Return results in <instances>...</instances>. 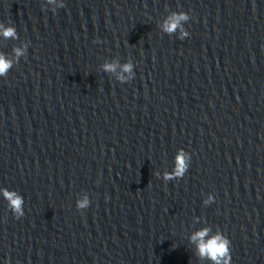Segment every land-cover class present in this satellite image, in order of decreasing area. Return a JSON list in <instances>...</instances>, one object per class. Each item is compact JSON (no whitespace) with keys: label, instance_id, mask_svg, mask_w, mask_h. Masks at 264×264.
I'll list each match as a JSON object with an SVG mask.
<instances>
[{"label":"water","instance_id":"obj_1","mask_svg":"<svg viewBox=\"0 0 264 264\" xmlns=\"http://www.w3.org/2000/svg\"><path fill=\"white\" fill-rule=\"evenodd\" d=\"M63 3L53 14L47 0H0V23L19 37H0V52L29 45L0 77V118L169 93L264 90V0ZM172 11L190 15L183 40L159 27ZM113 59H131V81L103 71Z\"/></svg>","mask_w":264,"mask_h":264},{"label":"clouds","instance_id":"obj_2","mask_svg":"<svg viewBox=\"0 0 264 264\" xmlns=\"http://www.w3.org/2000/svg\"><path fill=\"white\" fill-rule=\"evenodd\" d=\"M47 5L52 6L51 11L56 13L57 8L65 7L63 0H47ZM44 5H42V9ZM190 20V15L186 12L172 11L166 18L160 23L159 27L163 33L172 35L179 33L178 39L183 40L189 36V32L185 29L184 24ZM0 37L8 40L19 39L17 30L9 23L6 26L4 23H0ZM28 43L23 42L20 46H15L12 49L11 56L0 52V77H6L8 72L17 64L21 57H26ZM101 68L106 73L114 74L116 80L120 83H127L133 79L135 73L133 71L134 65L129 59L127 62L121 64L119 60L105 61ZM120 69L117 72V69ZM191 161L190 154L184 149L177 151L174 158V168L171 172L164 171L162 179L165 182L170 180H179L184 177L189 169ZM155 176L160 177L161 173H154ZM0 195L8 202V208L12 211L15 218L19 219L24 216V198L15 190H8L7 188H0ZM215 197L209 194L206 199L203 200V205L207 206L214 202ZM90 205V200L87 195L80 198L76 202V208L78 210L87 209ZM189 240L195 244V255L200 260H207L210 264H231V241L226 235H224L219 229L215 232L212 228L205 226L194 232Z\"/></svg>","mask_w":264,"mask_h":264}]
</instances>
